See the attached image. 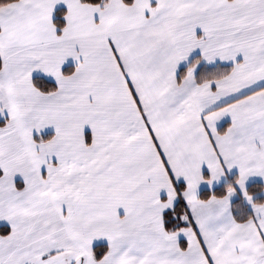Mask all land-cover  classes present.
I'll list each match as a JSON object with an SVG mask.
<instances>
[{"label": "snow or ice", "instance_id": "snow-or-ice-1", "mask_svg": "<svg viewBox=\"0 0 264 264\" xmlns=\"http://www.w3.org/2000/svg\"><path fill=\"white\" fill-rule=\"evenodd\" d=\"M0 264H264V0H0Z\"/></svg>", "mask_w": 264, "mask_h": 264}]
</instances>
